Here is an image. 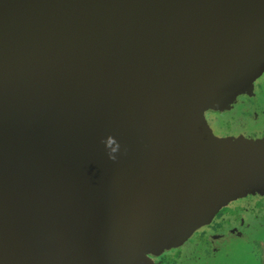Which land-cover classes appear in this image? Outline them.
I'll use <instances>...</instances> for the list:
<instances>
[{
    "label": "water",
    "instance_id": "water-1",
    "mask_svg": "<svg viewBox=\"0 0 264 264\" xmlns=\"http://www.w3.org/2000/svg\"><path fill=\"white\" fill-rule=\"evenodd\" d=\"M263 72L264 0H0V264H154L264 194L204 117Z\"/></svg>",
    "mask_w": 264,
    "mask_h": 264
},
{
    "label": "flooded vegetation",
    "instance_id": "flooded-vegetation-1",
    "mask_svg": "<svg viewBox=\"0 0 264 264\" xmlns=\"http://www.w3.org/2000/svg\"><path fill=\"white\" fill-rule=\"evenodd\" d=\"M263 81L264 72L253 82L252 91L238 96L229 110L205 112V119L206 115H224L233 111L249 117L246 118V122H243L249 132L235 133L231 130L224 132L211 121L206 120L215 129L218 137L241 136L256 140L264 136V132L262 133L264 125L261 131H258L260 128L250 129L248 126V124H256L257 127L262 121L264 107L258 106L252 100H256L258 96H263ZM256 196L259 199L251 207H248L251 199H254L252 202L255 201ZM256 209L261 210L263 214L259 216L255 212ZM259 217H262L261 220ZM235 243L249 253L247 255L249 264H264V197L261 195H248L231 202L221 209L209 224L195 231L181 247L164 252L159 256L149 255L148 257L154 264H229L228 259L226 260V254H228L230 248H235L233 246ZM249 243L253 245L250 247ZM189 245L195 248L191 254L187 249L185 251H188V253L183 252V249ZM244 257H241V259H244Z\"/></svg>",
    "mask_w": 264,
    "mask_h": 264
},
{
    "label": "rangeland",
    "instance_id": "rangeland-1",
    "mask_svg": "<svg viewBox=\"0 0 264 264\" xmlns=\"http://www.w3.org/2000/svg\"><path fill=\"white\" fill-rule=\"evenodd\" d=\"M263 83H264V81H263ZM252 102L253 103H257V105L258 106H261L262 108L264 107V94H263V96H258L257 97V99L256 100H252ZM204 117H205V114H204ZM248 116L247 115H244V114H242V113H237L236 111H233V112H231V113H228V114H224V115H216V116H213V115H206V119L205 120H209V121H211V123H213L214 125H216L219 129H221L222 131H224V132H227L228 130H231V132H249L248 130V128L247 127H245L244 126V124H243V122H246V118H247ZM249 118V117H248ZM207 122V121H206ZM208 124V123H207ZM209 125V124H208ZM263 125H264V115L262 116V121H261V123H260V125L259 126H257L256 127V124H248V126H249V128L250 129H258V128H260L258 131H261L262 129H263ZM210 126V125H209ZM212 127V126H211ZM264 132V130L262 131V133ZM220 138V137H219ZM228 138V137H227ZM245 138V137H244ZM256 194H258V195H261L262 197H264V194H259V193H256ZM248 195H251V194H248ZM248 195H246V196H248ZM255 195V194H254ZM246 196H244V197H246ZM237 199H239V198H237ZM236 199V200H237ZM259 199V197L258 196H256L255 197V201H253L252 202V200H254V199H251V201L249 202V204H248V207H251L255 202H256V200H258ZM233 201H235V200H233ZM233 201H231V202H233ZM231 202H229L228 204H230ZM227 206V205H226ZM225 206V207H226ZM257 207H258V205H257ZM224 208V207H223ZM222 208V209H223ZM220 211H218V213H219ZM255 212L256 213H258L259 214V216H261L262 214H263V212L261 211V210H259V209H256L255 210ZM217 213V214H218ZM216 214V215H217ZM215 215V216H216ZM214 216V217H215ZM213 217V218H214ZM261 218L262 217H259V219L261 220ZM253 234V233H252ZM192 236V235H191ZM190 236V237H191ZM253 236V235H252ZM189 237V238H190ZM188 238V239H189ZM188 239L186 240V241H188ZM252 240H253V238H252ZM185 241V242H186ZM184 242V243H185ZM183 243V244H184ZM182 244V245H183ZM181 245V246H182ZM249 245H250V247L253 245V244H251V243H249ZM181 246H179V247H181ZM233 246L235 247V248H230L229 250H228V254H226V260L228 259V261H229V264H249V261H248V257H247V255L249 254V253H247L246 251H245V249L243 248H241V247H239V245H237L236 243L235 244H233ZM179 247H177V248H179ZM177 248H171V249H169V250H167V251H170V250H172V249H177ZM185 249H187L188 251H189V253L191 254V253H193L194 252V246H191V245H189V246H186L184 249H183V252H185V253H188V251H185ZM167 251H165V252H167ZM244 253V254H243ZM149 256V255H148ZM150 256H154V255H150ZM195 256H196V254H195ZM194 256V257H195ZM245 256V257H244ZM155 257V256H154ZM241 257H244V259H246L245 261H244V259L242 258L241 259ZM194 262H196L195 260H194Z\"/></svg>",
    "mask_w": 264,
    "mask_h": 264
},
{
    "label": "clouds",
    "instance_id": "clouds-1",
    "mask_svg": "<svg viewBox=\"0 0 264 264\" xmlns=\"http://www.w3.org/2000/svg\"><path fill=\"white\" fill-rule=\"evenodd\" d=\"M103 143L105 144V147L109 149V152H108L109 159L114 161L116 157L113 155V153L117 151L119 145L116 143L114 138L111 136L107 137L106 140L103 141Z\"/></svg>",
    "mask_w": 264,
    "mask_h": 264
}]
</instances>
